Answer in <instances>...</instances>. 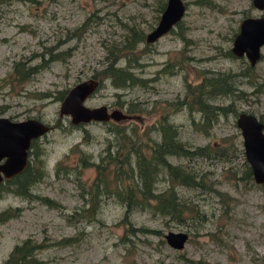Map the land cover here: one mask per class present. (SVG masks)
Instances as JSON below:
<instances>
[{
  "label": "rangeland",
  "instance_id": "rangeland-1",
  "mask_svg": "<svg viewBox=\"0 0 264 264\" xmlns=\"http://www.w3.org/2000/svg\"><path fill=\"white\" fill-rule=\"evenodd\" d=\"M162 1L11 0L0 6V115L12 120L35 117L50 125L35 142L47 175L31 186L34 196L0 190V211L15 208L17 212L0 221V264H5L12 246L24 238L39 244L33 252L39 264H264V184H256L251 175L243 176L247 162L235 125L239 111L251 112L264 122V46L253 66L244 56L228 53L241 18L261 11L251 0H209L208 4L184 0L186 9L179 25L153 43L143 40L126 47L129 27L145 34L156 24ZM84 21L85 28L72 35ZM66 48L68 57L51 61L23 82L7 75L18 58L37 54L29 62H39L48 58L49 50ZM113 58L117 66L129 62V70L137 79H146L144 84L115 87L104 73ZM243 68L248 77L240 78L237 86L245 95L204 133L197 123L199 113L191 121L187 105L179 104L187 98V86L203 72L210 75ZM89 77L99 80L85 105L106 104L123 111L129 102L146 107L121 121L71 124L68 114L59 116L56 96ZM228 101L216 98L219 103ZM160 116L175 125L185 145L209 144L222 151L216 160L173 155L168 159L202 173L206 186L223 195L205 187L176 186L183 198L204 212V219L195 225L192 220L178 223L142 210L133 211L124 222L123 205L110 194L102 196L99 211L91 217L76 182L79 179L80 186H90L98 172L94 165L79 164V157L91 155V161H99L103 137L112 123L135 125L157 139L154 126ZM108 180L113 187L110 172ZM163 186L160 177L155 187ZM81 207H87L82 218H71ZM169 230L187 232L182 248L165 242L163 235Z\"/></svg>",
  "mask_w": 264,
  "mask_h": 264
},
{
  "label": "trees",
  "instance_id": "trees-1",
  "mask_svg": "<svg viewBox=\"0 0 264 264\" xmlns=\"http://www.w3.org/2000/svg\"><path fill=\"white\" fill-rule=\"evenodd\" d=\"M9 1L11 0H0V6ZM195 1L208 4L209 0ZM163 6L164 2L162 1L159 3L158 10L161 11ZM85 23L86 21L78 25L71 31V34L73 35L78 28L83 30ZM179 23L180 20L175 26L179 25ZM129 31L130 40H128L126 47L130 49L137 42H143L144 33L142 30L136 31L130 27ZM48 52V58H39V62H29V59H32L37 54L31 55L29 59H27V56L24 59L18 58L12 61L11 69L7 75L18 82H23L41 69L47 67L51 61L65 59L70 54L69 48L56 50L55 52L49 50ZM228 53L231 52L228 50ZM114 60L115 58L106 63L104 73L106 78L112 79L115 87L144 84L146 79H137L136 75L129 70L131 66L129 62L124 66H117L114 65ZM245 68L236 72H216L210 75L203 72L198 81L187 86V98L184 100L181 98L179 104L183 103L187 105L191 121H193L194 113H199L197 123L202 127L201 129L204 133H207L220 114H225L235 109L234 101L245 95V91L237 86L240 78L248 77L244 73ZM65 92V90L58 91L56 98L60 100ZM41 94L42 97L47 96V93ZM217 97H225L229 101L227 103H219L216 102ZM145 107L146 105L135 107L129 102L126 106V112H132L133 114L142 112V109ZM154 129L157 139L146 135L143 129L135 125L112 123L107 126L106 135L103 137L104 145L102 153L99 154V161L95 163L91 161V155L90 157L86 156V158H84V155L79 157L78 163L84 161L82 165H94L98 172V175L95 180H92L90 186H80L79 179L76 182V186L81 189V197L91 210V217H94L99 211L102 196L110 194L123 205L122 218L124 222L133 211L142 210L168 220H175L178 223L192 220L191 222H194L195 225L204 219V212L200 210L195 202L183 198L177 192L176 186L188 188L205 187L208 190L212 189L219 197L223 195L221 191L206 186L202 173L187 166V164L173 163L168 159V155H173L189 159L206 157L207 159L214 158L213 160H216L217 157L219 158L223 154L222 151L218 152L214 150V146L209 144L185 145L177 135L178 131L175 125L166 121L164 116L158 118ZM36 140L37 138H34L30 141L25 167L16 175L3 179L0 182V190L10 191L15 195L23 197L34 196L31 192V186L45 174L47 175L45 160L43 157H40L41 152L38 151L35 145ZM102 162H104L103 165ZM106 165L110 166L108 170ZM58 167L59 163L55 166L54 173H57ZM109 172L114 182L113 187H109L107 183L109 181ZM243 173V176L246 178L251 175L247 163ZM160 177L164 181V186L156 189L155 184L159 181ZM40 198L46 204L52 203V205H55L51 199L46 197ZM87 207L74 210L72 216L70 215L71 218L75 220L81 219L82 212ZM16 213L15 208L13 210H2L0 211V221L15 216ZM64 239L67 240L68 238ZM38 246L39 244H36L30 238L22 239L20 243L12 246L5 258V264H39L38 257L33 253L38 249Z\"/></svg>",
  "mask_w": 264,
  "mask_h": 264
},
{
  "label": "water",
  "instance_id": "water-1",
  "mask_svg": "<svg viewBox=\"0 0 264 264\" xmlns=\"http://www.w3.org/2000/svg\"><path fill=\"white\" fill-rule=\"evenodd\" d=\"M261 11L257 16L241 18L233 36L230 52L244 56L250 66L261 57L264 46V0H251ZM186 9L184 0H165L156 24L144 34L145 43H153L182 19ZM98 86V80L89 77L69 87L60 99L58 114L69 115L71 124L89 121H120L132 117V113L120 108L109 109L106 104L87 106L84 100ZM239 129L244 158L256 184H264V123L253 113L239 111L235 117ZM50 129V125L38 118L12 120L0 115V182L19 173L26 165L30 141ZM165 242L174 249L183 247L188 238L186 231L169 230L164 233ZM4 264V263H2Z\"/></svg>",
  "mask_w": 264,
  "mask_h": 264
}]
</instances>
